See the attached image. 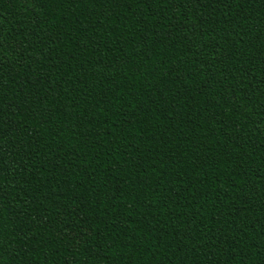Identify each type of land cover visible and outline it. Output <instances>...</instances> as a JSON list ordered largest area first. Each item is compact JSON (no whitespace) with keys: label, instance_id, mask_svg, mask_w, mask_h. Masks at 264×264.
Segmentation results:
<instances>
[{"label":"trees","instance_id":"trees-1","mask_svg":"<svg viewBox=\"0 0 264 264\" xmlns=\"http://www.w3.org/2000/svg\"><path fill=\"white\" fill-rule=\"evenodd\" d=\"M0 264H264V0H0Z\"/></svg>","mask_w":264,"mask_h":264}]
</instances>
